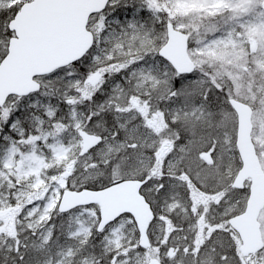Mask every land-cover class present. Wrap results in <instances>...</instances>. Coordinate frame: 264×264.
<instances>
[{
  "label": "snow or ice",
  "instance_id": "6c2138e0",
  "mask_svg": "<svg viewBox=\"0 0 264 264\" xmlns=\"http://www.w3.org/2000/svg\"><path fill=\"white\" fill-rule=\"evenodd\" d=\"M0 264H264V0H0Z\"/></svg>",
  "mask_w": 264,
  "mask_h": 264
}]
</instances>
